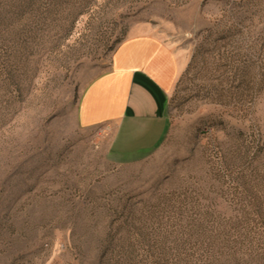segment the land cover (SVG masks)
Segmentation results:
<instances>
[{"label": "rangeland", "instance_id": "rangeland-1", "mask_svg": "<svg viewBox=\"0 0 264 264\" xmlns=\"http://www.w3.org/2000/svg\"><path fill=\"white\" fill-rule=\"evenodd\" d=\"M140 33L180 75L119 159L78 106ZM0 264H264V0H0Z\"/></svg>", "mask_w": 264, "mask_h": 264}, {"label": "crops", "instance_id": "crops-1", "mask_svg": "<svg viewBox=\"0 0 264 264\" xmlns=\"http://www.w3.org/2000/svg\"><path fill=\"white\" fill-rule=\"evenodd\" d=\"M179 75V59L168 44L152 34H131L115 48L109 68L83 92L79 120L109 130L114 157L148 155L167 136L170 94Z\"/></svg>", "mask_w": 264, "mask_h": 264}]
</instances>
